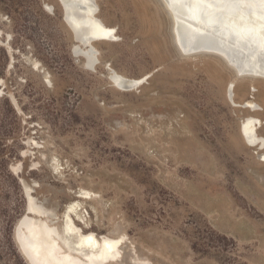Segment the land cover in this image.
I'll list each match as a JSON object with an SVG mask.
<instances>
[{
  "label": "rangeland",
  "instance_id": "374dc122",
  "mask_svg": "<svg viewBox=\"0 0 264 264\" xmlns=\"http://www.w3.org/2000/svg\"><path fill=\"white\" fill-rule=\"evenodd\" d=\"M97 2L116 39L93 42L90 71L57 0H0V264H28L14 238L26 188L59 230L68 214L123 238L116 264H264V147L239 131L264 120V81L238 79L233 106L232 72L180 55L157 0ZM114 73L149 77L121 91Z\"/></svg>",
  "mask_w": 264,
  "mask_h": 264
},
{
  "label": "bare ground",
  "instance_id": "6f19581e",
  "mask_svg": "<svg viewBox=\"0 0 264 264\" xmlns=\"http://www.w3.org/2000/svg\"><path fill=\"white\" fill-rule=\"evenodd\" d=\"M70 1L76 4L77 7L74 13L71 12L68 15L70 21L65 25L70 34L71 29H74L72 23L82 26V31L80 34H77L80 41L73 42L71 51L81 52V55L74 57H81L84 68L94 71L95 67L98 65V59L97 50L93 42L115 41L116 30L100 19V9L97 0ZM157 2L161 8H167L170 14L174 16V38L181 49L185 48L183 46L185 45L183 41L187 39L191 41L192 48L200 47L202 49L219 51L228 60L233 56L238 59V51L243 52L244 59L237 60L239 61L237 66L238 72L243 75L240 77L234 76L228 82L225 92L227 101H231L233 106H238L239 104L233 101V98L230 100V88L232 91L238 79L250 78L264 81V64H260L256 61L255 56L248 52L247 45L244 44L241 39L234 37L233 45L225 41H216L205 33L203 31L204 29H198L189 24L187 21L189 11L181 0H157ZM261 3L264 7V0L261 1ZM49 8L50 5L45 6V10L48 11ZM235 20L240 23L245 22L239 19ZM256 20L262 22L259 17H257ZM262 25L264 26V22H262ZM259 31L263 32V30ZM105 33H111V36L115 37V39L106 36ZM1 35L2 31H0V36ZM89 36L96 37L91 45H87L83 42V39ZM7 48L9 53H11L10 47L8 46ZM256 51L263 53L264 46L256 49ZM109 75L112 84L121 91H132L144 83L141 82L143 79L146 81L147 77H149V75H146L142 78H131L115 73ZM110 77H108V79ZM125 81L128 83L129 87L121 86V83ZM2 83L3 82H0V85ZM255 90L256 87L254 85H250L248 88L249 94H252ZM240 107L247 108L251 112L259 110L257 105L250 100L242 102ZM263 121L254 116L245 117L240 123L239 130L244 142L250 147H257L259 150L264 147V137L258 135L257 128L264 125ZM261 156L264 158V154ZM12 168L14 171L16 170L14 166ZM20 181L23 184L21 179ZM28 189L29 188L25 189L27 191L25 200L30 212L24 213L18 219L14 237L19 252L28 264H116V262H118L119 245L122 243L123 238L111 239L104 236L96 238L93 233L85 234L74 225L68 217V214L67 219L62 224L61 230H59L54 223L49 222V219L44 216L45 214L42 212V209H38L34 205Z\"/></svg>",
  "mask_w": 264,
  "mask_h": 264
},
{
  "label": "water",
  "instance_id": "95a60500",
  "mask_svg": "<svg viewBox=\"0 0 264 264\" xmlns=\"http://www.w3.org/2000/svg\"><path fill=\"white\" fill-rule=\"evenodd\" d=\"M261 1L263 0H181L183 5L189 11V17L187 19L189 24L195 28L204 29L203 31L214 40L225 41L230 45L234 44V37H238L244 44L247 45L248 52L255 56L256 61L260 64H264V52L260 53L256 51V49L264 46V26L262 25V22H264V7L262 6ZM57 2L61 9V19L64 24H68V21H70L68 15L71 12H75L77 5L70 0H57ZM162 9L170 23L172 43L180 55L193 56L198 53L202 54L201 52H205L204 54L212 53L215 54L214 56L217 57L225 65V67L232 72L233 77H240L243 75L239 73L237 69L239 64V61L237 60L244 59L242 51H238V59L233 56L230 60H228L219 51L202 49L200 47L192 48L191 41L187 39H184L183 41L185 44L183 46L185 48L181 49L174 38V16L170 14L167 8L163 7ZM53 10L54 6L50 5L48 12L52 13ZM257 17H259L262 22L256 20ZM235 19L245 22L240 23ZM72 24L74 26V29H71L72 41H80L77 34H80L82 31V26L76 23ZM259 30H263V32ZM95 39L96 37L89 36L83 39V42L87 45H91ZM71 54L73 56H79L82 53L71 51ZM141 82H145V79ZM229 98L232 100L231 88ZM25 195L27 197L26 190ZM25 212H30L27 204Z\"/></svg>",
  "mask_w": 264,
  "mask_h": 264
},
{
  "label": "snow or ice",
  "instance_id": "6c2138e0",
  "mask_svg": "<svg viewBox=\"0 0 264 264\" xmlns=\"http://www.w3.org/2000/svg\"><path fill=\"white\" fill-rule=\"evenodd\" d=\"M105 35H106V36H109V37H111V38H113V39H115V37H112V36H111V33H105ZM121 86H122V87H129V85H128V83H127L126 81H125V82H122V83H121Z\"/></svg>",
  "mask_w": 264,
  "mask_h": 264
},
{
  "label": "trees",
  "instance_id": "16d2710c",
  "mask_svg": "<svg viewBox=\"0 0 264 264\" xmlns=\"http://www.w3.org/2000/svg\"><path fill=\"white\" fill-rule=\"evenodd\" d=\"M6 172H7V175H8V176H10V173H9V171H8V170H6Z\"/></svg>",
  "mask_w": 264,
  "mask_h": 264
},
{
  "label": "crops",
  "instance_id": "0c3cea01",
  "mask_svg": "<svg viewBox=\"0 0 264 264\" xmlns=\"http://www.w3.org/2000/svg\"><path fill=\"white\" fill-rule=\"evenodd\" d=\"M261 120H263V119H261Z\"/></svg>",
  "mask_w": 264,
  "mask_h": 264
}]
</instances>
